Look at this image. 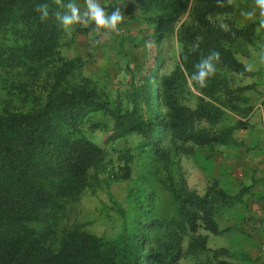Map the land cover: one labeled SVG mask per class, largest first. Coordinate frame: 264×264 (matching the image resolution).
Instances as JSON below:
<instances>
[{
  "label": "trees",
  "instance_id": "obj_1",
  "mask_svg": "<svg viewBox=\"0 0 264 264\" xmlns=\"http://www.w3.org/2000/svg\"><path fill=\"white\" fill-rule=\"evenodd\" d=\"M128 2L146 24L141 42L147 51L137 69L126 67L127 88L112 104L102 87L82 75L88 58L62 53L71 44L62 18L73 0H0V67L30 73L34 85L23 97L27 104L0 110V264H179L201 255L205 260L198 264H225L234 256L226 248L210 249L200 230L228 231L218 227L217 209L243 203L249 186L230 194L213 179L199 193L188 185L181 158L198 148L243 144L234 131L251 126L254 107L246 92L255 83L237 79L258 71L238 59L236 46H253L261 23L238 24L235 0H111L102 7L109 23L116 11L128 20ZM108 25H97L88 13L75 31L102 33ZM173 39L180 45L178 60L162 73ZM207 65L215 72L201 87L196 77ZM96 112L111 121L106 143L137 138L134 152L121 153L111 176L129 178L139 159L146 165L142 179L167 191L173 210L149 213L141 206L132 224L111 239L79 226L57 237L54 228L39 225L51 211L77 201L110 167L106 149L82 131ZM228 112L237 119L221 125Z\"/></svg>",
  "mask_w": 264,
  "mask_h": 264
},
{
  "label": "rangeland",
  "instance_id": "obj_2",
  "mask_svg": "<svg viewBox=\"0 0 264 264\" xmlns=\"http://www.w3.org/2000/svg\"><path fill=\"white\" fill-rule=\"evenodd\" d=\"M109 1L111 0H90V3L103 10L102 7ZM235 1V18H241L246 12L253 14L261 9L259 4L251 1ZM72 4L78 10L79 20L67 24L66 39H69L71 44L68 47L64 46L62 53L69 58L75 55L87 57L88 61L82 69V75L88 77L93 84L102 87L108 93L111 103L114 104L118 98L122 97L127 88L126 67L137 69V65L144 62L147 46L141 42V32L146 24L142 19L141 12L131 2H128L123 8L128 20L121 21L115 27L110 22L108 29L102 33L80 34L75 30L82 17L91 13L88 6L89 0H73ZM67 16H72L71 9ZM242 48L241 45L239 50ZM179 52L180 45L173 39L168 49L170 60L161 70L162 73L172 70L178 60ZM238 57L244 59V53L239 51ZM31 78L30 73H10V67L1 65L0 110L22 102L27 104L23 97L25 92L31 93L33 90L34 85ZM252 79L255 77H238L237 82L252 83ZM20 81L25 82V86L22 87ZM236 119L235 114L228 112L221 121V125L233 123ZM92 123L98 126L91 128ZM110 126L111 121L101 112L91 114L82 126L83 133L90 140L106 149L110 167L98 176L97 181H93L91 186L81 193L77 201L67 202L60 210L51 211L39 225L51 226L55 229L57 237H60L71 227L79 226L97 236L111 239L122 230L124 225L132 224L136 214L141 213V206L147 205L150 208L149 213L173 210L170 194L157 183L150 185L149 182L142 179L146 165L139 159L134 160L129 178L122 179L111 176V173L118 168L121 153L127 149L134 152L133 145L137 138L132 135L106 143L105 138ZM189 158L182 157L181 159L185 176L186 171L183 166L189 167L191 164ZM200 232L210 234L208 243L210 249H215L216 246H228L230 242L227 235L218 236V234L215 235L203 229ZM185 245L186 242H184ZM204 260L205 255L197 258L187 257L182 258L179 264H198Z\"/></svg>",
  "mask_w": 264,
  "mask_h": 264
},
{
  "label": "crops",
  "instance_id": "obj_3",
  "mask_svg": "<svg viewBox=\"0 0 264 264\" xmlns=\"http://www.w3.org/2000/svg\"><path fill=\"white\" fill-rule=\"evenodd\" d=\"M254 19L261 23L256 29L259 36L257 42L253 46L239 42L236 46L237 57L239 51L244 53V59H238L251 70L259 72L252 79L255 88L246 92L254 107L249 116L251 126L234 131V137L243 144L198 148L188 157L189 167L183 166L188 185L199 193L204 192L213 179L230 194L236 193L242 186H249L248 192L243 195V203L219 206L215 214L220 229L230 228L218 234L230 238L228 246H216L234 254L225 258V264H264V252L261 250L264 244V9L236 17L238 24ZM241 45L243 48L239 50ZM204 234L208 236V246L210 234ZM243 255L249 258L244 259Z\"/></svg>",
  "mask_w": 264,
  "mask_h": 264
},
{
  "label": "clouds",
  "instance_id": "obj_4",
  "mask_svg": "<svg viewBox=\"0 0 264 264\" xmlns=\"http://www.w3.org/2000/svg\"><path fill=\"white\" fill-rule=\"evenodd\" d=\"M57 2H59V0H57ZM257 3L261 6L262 9H264V0H257ZM89 8L91 10V14H92V19L95 21V23L97 25H108L109 20L105 18V13L103 10H101L98 6L96 5H92L90 3L89 0ZM39 5L36 6V10H39ZM68 8L71 9L72 11V16L68 17L65 16L62 19L64 20V23L67 24H71L74 21H78L79 20V13L77 8L75 7L74 4H69ZM46 11L44 13V15H46ZM58 15V14H57ZM58 18H60L58 16ZM111 20V25L113 27H115L118 23H120L122 21V16L120 14L119 11H116L115 13L112 14V16L110 17ZM204 66H201V71L198 77H196L198 83L200 84L201 87L206 86L205 81L207 80V78L209 77V74L212 73L214 74L215 69L212 68L211 65H207L208 71H204L203 70Z\"/></svg>",
  "mask_w": 264,
  "mask_h": 264
},
{
  "label": "built area",
  "instance_id": "obj_5",
  "mask_svg": "<svg viewBox=\"0 0 264 264\" xmlns=\"http://www.w3.org/2000/svg\"><path fill=\"white\" fill-rule=\"evenodd\" d=\"M261 250L264 252V244L261 245Z\"/></svg>",
  "mask_w": 264,
  "mask_h": 264
}]
</instances>
